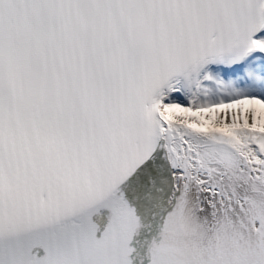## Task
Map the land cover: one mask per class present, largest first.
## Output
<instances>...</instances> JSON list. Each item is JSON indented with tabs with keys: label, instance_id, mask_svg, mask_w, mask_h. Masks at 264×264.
I'll return each mask as SVG.
<instances>
[{
	"label": "snow or ice",
	"instance_id": "6c2138e0",
	"mask_svg": "<svg viewBox=\"0 0 264 264\" xmlns=\"http://www.w3.org/2000/svg\"><path fill=\"white\" fill-rule=\"evenodd\" d=\"M0 264H264V0H0Z\"/></svg>",
	"mask_w": 264,
	"mask_h": 264
}]
</instances>
